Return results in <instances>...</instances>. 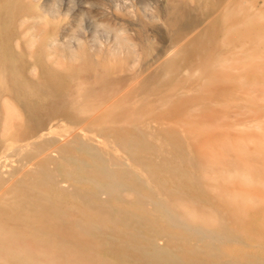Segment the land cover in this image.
Wrapping results in <instances>:
<instances>
[{
	"label": "bare ground",
	"instance_id": "bare-ground-1",
	"mask_svg": "<svg viewBox=\"0 0 264 264\" xmlns=\"http://www.w3.org/2000/svg\"><path fill=\"white\" fill-rule=\"evenodd\" d=\"M162 1L69 60L0 0V264H264V0Z\"/></svg>",
	"mask_w": 264,
	"mask_h": 264
},
{
	"label": "rangeland",
	"instance_id": "rangeland-1",
	"mask_svg": "<svg viewBox=\"0 0 264 264\" xmlns=\"http://www.w3.org/2000/svg\"><path fill=\"white\" fill-rule=\"evenodd\" d=\"M28 1L43 15L46 27L58 44L60 56L63 58L74 60L86 50L92 53L94 59H97L99 55H104L105 52L108 54L113 49L118 56H125V50L121 44H118L119 36L116 34L125 25H127V38L141 45H137L139 50L146 46L145 48L149 47L151 51H155L154 48L160 45L152 27L165 13L167 4L162 0ZM98 22L104 23L103 29H96ZM80 23H82L83 32L80 28H76ZM75 28L76 31L72 33V38L66 40ZM75 37L83 39L84 42L76 44L73 41Z\"/></svg>",
	"mask_w": 264,
	"mask_h": 264
},
{
	"label": "clouds",
	"instance_id": "clouds-1",
	"mask_svg": "<svg viewBox=\"0 0 264 264\" xmlns=\"http://www.w3.org/2000/svg\"><path fill=\"white\" fill-rule=\"evenodd\" d=\"M146 7H147V6H146ZM153 11H155V10H153ZM77 27L80 28L82 32L84 31L83 26H82V23L78 24V25L76 26V28H77ZM103 27H104V23H103V22H98V23H96V29H98V28H99V29H103ZM76 28L72 30V32L70 33V35H69L68 37H66V40H68L69 38H72V33H74V32L76 31ZM116 34H117V36H119L120 38H127V36H128L127 25H125L123 29H120ZM73 41H74L76 44H81V43L84 42L83 39H77L76 37L73 38Z\"/></svg>",
	"mask_w": 264,
	"mask_h": 264
}]
</instances>
